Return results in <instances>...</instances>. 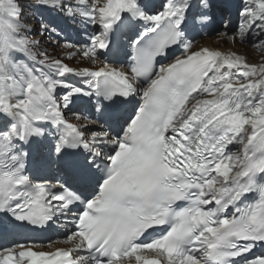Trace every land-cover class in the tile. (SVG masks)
Here are the masks:
<instances>
[{
	"label": "snow or ice",
	"instance_id": "6c2138e0",
	"mask_svg": "<svg viewBox=\"0 0 264 264\" xmlns=\"http://www.w3.org/2000/svg\"><path fill=\"white\" fill-rule=\"evenodd\" d=\"M233 10L264 53V0H0V236L72 225L0 264H264V58L191 38Z\"/></svg>",
	"mask_w": 264,
	"mask_h": 264
},
{
	"label": "bare ground",
	"instance_id": "6f19581e",
	"mask_svg": "<svg viewBox=\"0 0 264 264\" xmlns=\"http://www.w3.org/2000/svg\"><path fill=\"white\" fill-rule=\"evenodd\" d=\"M231 25H233V24H231ZM209 27H213V25H210ZM229 28H231L232 26H228ZM210 30V29H209ZM212 30V29H211ZM224 31V29L221 31V32H223ZM231 34V33H230ZM209 35H212L213 36V38L212 39H209V40H207V41H205V46H203V47H212L213 49H218V48H214L213 46H215V45H218V44H221L222 45V49H220V50H227V49H229V48H231L232 50H236L237 49V47H236V43L235 44H231V43H225L222 39H221V37H220V34L217 32V33H215V34H213L212 32L211 33H209ZM218 41V42H217ZM237 50H239V48L237 49ZM245 54H246V52H244ZM247 55V57H254L253 56V54H246Z\"/></svg>",
	"mask_w": 264,
	"mask_h": 264
},
{
	"label": "rangeland",
	"instance_id": "374dc122",
	"mask_svg": "<svg viewBox=\"0 0 264 264\" xmlns=\"http://www.w3.org/2000/svg\"><path fill=\"white\" fill-rule=\"evenodd\" d=\"M34 38V37H33ZM42 49H47V51H48V53L50 54V55H52V56H56V54L57 53H59L60 55H59V58L60 59H63L65 62H68V61H66L67 59H64L63 58V55L61 54V53H67V51L68 50H66V48L65 47H63L59 52L57 51V52H55V49L54 48H52V47H48V46H46V45H43V48ZM78 62H74V65H76V66H78Z\"/></svg>",
	"mask_w": 264,
	"mask_h": 264
}]
</instances>
